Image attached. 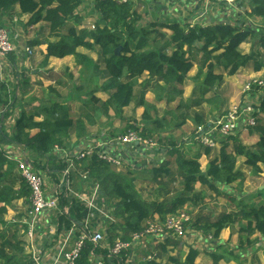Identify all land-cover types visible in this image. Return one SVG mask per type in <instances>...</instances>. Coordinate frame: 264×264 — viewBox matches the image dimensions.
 <instances>
[{
  "label": "trees",
  "instance_id": "trees-1",
  "mask_svg": "<svg viewBox=\"0 0 264 264\" xmlns=\"http://www.w3.org/2000/svg\"><path fill=\"white\" fill-rule=\"evenodd\" d=\"M250 3L245 16L264 20V0H250ZM81 6L82 0H0V28L8 21H12L18 8L19 15L29 17L27 27L45 23L49 37L57 40L47 44L43 65L50 58L62 59L71 56L82 71L88 73L93 84L94 80L101 76L99 65L80 54L77 50L81 48L97 52L106 76L105 85L95 87L83 101L84 107H90L88 113L77 119H72L69 107L59 102H51L46 109L41 106L36 112H28L18 105L16 96L11 98L8 96L4 84L0 82V109L4 110L0 114V264H24L19 232L26 230L27 227L22 224L18 230L16 225L12 232L10 230L12 225L8 229L5 227L4 216L7 208L18 200H23L27 205L30 196L24 181L13 175L15 163L7 160L2 147L15 145L22 148L28 154L26 159L32 162L39 174L48 170L60 173L66 165L57 158L54 149L57 147L65 150L72 133H75L77 140L86 137L87 123L92 124L89 114L91 111L97 115L109 116L108 120L112 117L123 119V109L136 100L137 105L144 108L141 120L150 128L148 130L143 127L142 136L146 138L151 136V133L163 129V119L152 118L148 113L149 110L155 109L144 100V89L147 86L144 82L138 83L143 75L155 82L154 88L152 87L150 91L155 95V103L166 101V104H169L182 95L179 87L184 84L194 65L197 71L191 80L198 86L194 90H197L200 96L212 93L214 98L224 76L233 77L249 67L254 72L264 70L263 31H256L242 23H216L205 28L177 23L145 27L143 17L134 11L132 3L95 0L94 11L100 15V21L93 30H87L76 27L81 24L78 15ZM71 20L73 23H70ZM162 30H168L170 35L166 38V33H161ZM152 35L166 38V41L160 45ZM244 44L252 45L250 54H242L239 51L240 46ZM29 45L36 46L33 42H28ZM119 47L121 51L116 56L114 51ZM257 47L262 50L261 54L257 52ZM168 50L170 53H167ZM198 53L200 57L197 58ZM26 83L24 79L23 84ZM136 86L141 87L138 95L134 92ZM55 91L54 88H50L51 93ZM93 91L105 92L107 100L102 102L96 99ZM206 101L209 102L210 99L204 102ZM257 109L259 115H264V98ZM16 111L18 117L14 121L11 135L6 134L4 122ZM40 116L42 120L35 122V118ZM194 120L197 127L207 126L198 115H195ZM131 124L127 125L123 133L127 129H134ZM32 131L35 133L32 134ZM248 133L258 137V142L253 146L256 153L251 148L243 146L237 137H228L218 142V153L213 159H210L212 149L195 144L196 153L190 157L169 139L170 147L165 148L166 155L173 158L175 173L182 177L185 186L184 196L177 198L170 205L144 201L136 191L134 185L136 177H132L133 181L124 179L115 173L109 164L99 160L96 153L76 161L74 170L86 174L88 178L86 182L89 185H98L100 201L105 203L106 207L109 205L114 208L112 217L115 221L118 219L119 223L118 225L107 223L106 239L111 243L115 238H119V241H129L133 234L143 229L147 221L154 219L163 221L182 207L191 203L195 206L194 197H187L186 194L194 192L196 183L215 191L216 194L218 190L214 184L229 186L239 179L243 180L242 172L236 169L237 159L243 158V165L249 167L252 174L259 173L258 164L264 165V124L258 120L256 126L250 128ZM202 156L208 158L205 171H201L198 162ZM48 164L50 167L47 168ZM169 166L170 161L165 159L159 164V169L151 171L154 186L161 188L158 185L160 182H164L166 186L167 182L163 181V178L168 179V176L173 175L169 171ZM69 181L71 183L72 176H69ZM59 192V227L66 229L72 224L80 231V225L87 215L86 209L64 188H59ZM235 207L237 213H222L215 220L194 227L203 233L213 231L214 238H217L222 230L235 224L236 219L240 218L245 222L240 228L242 232L249 235L256 233L264 238V205L254 208L241 202L236 203ZM95 223L96 220L91 221L92 226H95ZM94 251V246L87 242L80 253L78 264H88V256ZM196 256V252L190 251L183 264H193ZM171 260L175 264H180ZM124 261V258L115 259L108 261L107 264H124Z\"/></svg>",
  "mask_w": 264,
  "mask_h": 264
},
{
  "label": "crops",
  "instance_id": "crops-1",
  "mask_svg": "<svg viewBox=\"0 0 264 264\" xmlns=\"http://www.w3.org/2000/svg\"><path fill=\"white\" fill-rule=\"evenodd\" d=\"M94 1L95 0H82V6L78 10V15H79V19L81 20V24L80 26H76L77 28L93 30L94 29L93 27L99 24V22H96V20L100 21V15L94 11ZM117 1L120 2L121 0H117ZM123 1L132 3L134 11H136L139 15L143 17V20L145 22V27H148L153 24L169 25L172 23H177L179 25H189L190 27L198 25L200 27L205 28L216 23H228V24L242 23L246 27L254 29L252 26L251 19L254 18L258 21L261 19L255 17L247 18L245 16V12L250 8L249 7V5L251 4L250 0H238L236 4H234L231 7H227L225 5H218L215 3H209L208 5H205L202 0H123ZM213 8L214 10H212ZM15 11L16 14L15 17L12 19V21H8V23L2 26L3 29L6 28L5 30H8V33L10 35H13V39L11 40V43L14 46V49L16 48V50H18V52L15 51L13 52V54L9 55L8 56L9 59L13 57L14 59L21 62L22 57L20 56V53L25 48L29 47L28 45L25 46L24 48L22 46H24L28 42H33L36 45L35 50L38 49L39 52L38 56L36 54V58L32 59L31 62L35 60L34 62L36 63L37 69L40 72L41 76L47 75L48 71L50 70H53L54 73L58 72L59 66L65 65L67 61L73 59V57L71 56L64 57L62 59L50 58L47 61V63L43 65L42 63L43 58L47 53V44L49 43L50 40H54V38L49 37L48 31L46 32L45 25L43 24H42V28L45 29V33H46L45 36L43 34L42 35L36 34L37 32H35L34 29L39 28L41 23L35 26L27 27L26 23L29 17L27 15H19L18 8H16ZM87 14L93 16L92 24H89V19L87 18ZM19 22L22 23L24 28H22L19 25ZM70 23H73V20ZM88 26H90V28ZM30 30H34V31H30ZM161 33H166V38L170 35V32L168 30H162ZM33 34L34 36L32 37L31 35ZM154 37L155 40H157V43L160 45H162L166 41L165 40L166 38L162 39L159 38L157 35H152V38ZM77 51L80 54L84 55L83 51H79V50ZM92 53H94L95 55L90 54L91 60H93L95 64L97 63L99 65V71L101 73V76H103V78L106 79L103 65L101 64V61L98 58L97 52L95 51ZM7 58H5L4 61H6ZM194 68L197 71L196 66H194ZM192 70L190 71L191 72L190 76L188 75L189 76L188 80L190 82L192 81L191 78L194 77L196 73L195 72L193 75L194 71ZM31 72L33 73V75H35L36 69H33ZM236 76L239 77L240 79H243L244 83L246 82L247 84L251 81L263 79L264 70H261L259 72H254L252 68L251 70L243 69ZM142 82H144L147 86L146 89H144L146 96L147 93H151L150 91L154 88L155 82L152 79H148V77H145V79H143L142 81H140V79L138 80L139 84ZM197 87L198 86H195L194 83L192 89H195ZM103 93L106 95L105 99H102L101 97H97V96L95 98L104 102L105 100H107L108 96L105 92ZM145 96H144V100L147 102ZM31 99L34 100L33 97H31ZM51 102L52 101H49L48 103L47 102L42 103V99H41V102H39L37 108H32L31 110L29 111L27 110V111L36 112L41 108V106L42 108L46 109ZM134 108H136L137 111L136 116H142L140 114H143L144 108L137 105L135 101L132 102L128 107L123 109V117L125 118L126 113L130 114ZM140 109H143V111H140L139 113L138 110ZM71 111L72 110L69 108V113H71ZM85 114L79 116L77 115L78 117L76 116L75 118H72L71 116L70 117L72 119H77L80 117L83 118ZM8 120L9 122L7 124H4V128L7 125L9 126V124H11V126H9V128L6 127L4 131L6 134L11 135L10 131H12L11 129L13 128L15 119L13 118ZM41 120H42L41 116L35 118V122H40ZM256 120L257 122L259 120L261 124H264V115H259ZM130 121L139 122L138 124L145 127L144 123L140 119L139 121L135 119L129 121L126 120L125 122L126 126L127 124L129 125ZM248 130H244L243 127L238 126L237 128H235L234 132L230 137L238 136L241 139L250 141V145L248 146L243 144L242 145L247 148H251L252 151H255L256 153L257 151L253 148V146H255L256 143L258 142V137L255 134H249ZM87 132L88 133L86 137L81 140H77V138L75 137V133H72L70 135L69 150L67 151L70 152L71 155L77 152H81L85 149H88L89 147L93 148L96 145V143H98L99 140L102 143L108 142V144H110V151L114 156L116 157L118 156L120 158H123L124 161L127 160L133 163H135L136 160H139L150 166L149 169L148 168L141 169V171L146 169L142 174H148L150 176H151V171H153L154 169H159V164L163 163L164 160L168 158L166 155L167 150L165 148L158 150L148 149L146 155L148 157L144 158L145 156L144 155L141 156L139 152H144V150L147 149L144 148L142 149V147H133V146L124 148L117 145V141H114L116 138L111 139L109 137H105V138L103 137L98 140L95 138L96 135L90 134L89 130ZM31 133L34 134L35 131H32ZM4 148L6 155H9L15 160H18L21 157L28 158V154L18 146L5 145ZM195 150L196 147H194L193 153L190 151V149H188V154H186L185 152L184 153L190 156L189 155L190 152L191 154L190 157H192L196 153ZM157 151H160V153L155 154V152ZM217 153L218 150L216 153L212 152L210 159H213L215 156H217ZM203 159L204 162H202L203 165L201 166L200 161H202ZM237 161L238 163L239 162L242 163V165L240 166L241 168L238 170L242 172L243 174L242 178L244 179V177L247 174L252 176L250 181H247L244 184L242 191L238 190V186L236 185L238 184V182H235L229 186H219L218 191L215 195H212L207 191H205L204 193V189L201 190V194L196 193V196L198 197L203 195L210 198H214L215 196L216 197L226 196L229 201L228 210L226 208L227 206L225 202L218 203V201L213 200V202L209 204L206 203L204 210L205 212L204 215H206V217L204 218V220H206L207 222H211L215 220L222 213L223 214L231 213V212L237 213L235 207L236 203L242 202L254 208H258L259 206L264 205V190H260L261 186L264 185V165L258 164L260 172L257 174H252L251 169L243 165L244 162L243 158H239L237 159ZM62 162L64 163V161ZM198 162L200 164L201 171H205L208 163V158L202 156ZM172 163L174 162L170 161V164ZM48 167H50L49 164L47 165V168ZM138 167L139 166L135 164L134 168H138ZM202 168H204V170ZM137 170L138 169H136L133 172L137 173ZM173 170H176L175 165L169 166V171L171 174L176 172V171L172 172ZM75 171L76 170L74 169L72 171L73 173L71 175L72 181H71L70 189L73 192L82 195L83 197H88L90 193L89 191L90 185L86 181H83L81 179L82 173H78L77 171L75 173ZM40 174L44 181L45 195L51 196L55 192V190L58 189V184L60 182V178H59L60 173H58L57 171L48 170V172H40ZM13 175L16 176L18 180L21 179L16 167H14ZM135 177H136L135 184L139 183L141 186L150 184L145 179L139 178V176L135 175ZM151 183L153 184V181ZM136 191L141 196V192H139L137 189ZM235 191L238 194H236ZM182 196H184V192L180 197ZM175 198L177 199V197ZM153 200L158 201V199H153ZM28 204L26 205L23 200H18L13 204V206L7 208V212L4 216V222L6 223L5 227L7 229L10 227V225H12L10 230L13 232L16 229V225L18 230H20L22 224L25 225L24 223L26 220ZM100 205H104V207L106 208L105 203L101 202ZM217 205H220V207L222 208L225 207L226 209L224 211L220 210L218 211V213H214ZM192 209L193 208H190V210ZM207 211L209 212L208 215H207ZM95 220H96L95 224L100 223L99 219L96 218ZM201 221H199V224ZM239 222H241V224H239ZM118 223L119 221L118 219H116L114 224L118 225ZM100 224H101V231L104 240L100 248H98V250L94 254L88 256L87 259L88 264L105 263V258L107 256L108 250L112 247L115 241L119 240V238H115L112 243L109 242L106 239L108 224L102 221ZM244 224H245L244 220L238 218L236 219L235 224L230 225L228 228L222 230L218 235V237L214 238L213 231H210L208 233H203L200 229H197L198 226H202V225H198L195 228L194 225H196V223L194 220L192 221V223H190V225L186 227L183 235L180 238H172L168 235H164L162 237H155V238L148 237L143 241L137 243L136 245H134L131 253L126 258H124L125 259L124 264H160L161 260L164 259V257H167L168 264H175L171 259L178 261L180 264L181 263L183 264L190 251H194L197 253V256L194 259L193 264H264L263 237H259L258 234L256 233L249 235V233H244L242 231L240 232L236 231V234H232L234 225L239 227L240 225L243 226ZM26 232H27V228L26 230L23 231L20 230L19 232V236L21 237L22 248H23L22 256L25 258L23 260L24 264H35L32 260V254L39 256L40 258L38 262L39 264H62V260L60 256L61 254L60 248L63 240L65 239L66 236H68V233H70V241L65 248V252H67L73 247V244L76 242L79 235V230L77 229V227H73L72 224L66 229H61L59 227V215L58 212L56 211H43L40 214L39 218L36 221L35 234L32 241L28 240V238L26 237ZM120 234L121 233H119V235ZM252 242H254V244H252ZM206 244L209 247H207ZM177 252H179V254L176 257L174 256L175 258H173L172 255L176 254ZM213 255H215V257H213ZM148 258H151V260H148ZM181 258H183L182 261Z\"/></svg>",
  "mask_w": 264,
  "mask_h": 264
},
{
  "label": "rangeland",
  "instance_id": "rangeland-1",
  "mask_svg": "<svg viewBox=\"0 0 264 264\" xmlns=\"http://www.w3.org/2000/svg\"><path fill=\"white\" fill-rule=\"evenodd\" d=\"M212 10H214V8ZM87 18L89 19V24H92L93 16L87 14ZM251 20L254 30L263 31L264 34V20L260 19L258 21L254 18H252ZM70 22H72V20ZM96 22H99V20H96ZM42 24L45 25L47 32L48 27L45 23H41L39 28H36L34 30L35 32H37L36 34L38 35L43 34L45 36L46 33H45V29L42 28ZM19 25L22 28H24L21 22H19ZM88 27L90 28V26ZM34 30H30V31H34ZM31 36L33 37L34 34ZM10 39L11 40L13 39V35H10ZM56 41L57 40L54 38V40H50L49 43L50 42L54 43ZM27 45L28 43H26L22 47L24 48ZM251 46L252 45L250 44L241 45L239 51L242 54H250ZM29 47L31 49L32 55L31 56L24 55V58H22L21 62L14 59L13 57L12 59H9L8 57L3 64H0V82L4 84L8 96L10 98L16 96L18 99V105L28 111L31 110L32 108H37L39 102H41L42 99V103H46V102L48 103L49 101H52L55 103L59 102L62 105L68 106L72 110L70 113V116L72 118H75L77 115L79 116L88 113L89 111L88 108L90 107H84L83 101L86 100L88 93L94 90L95 87H101L105 85L106 79H104L103 76H99V78L96 79V81L94 80L92 84L88 73L83 72L81 67L75 63L74 59L67 61L63 66H59L58 72L54 73L53 70H50L48 71L47 75L41 76L40 72L37 69L36 63L34 62L35 60L31 62L32 59L36 58V54L38 56L39 54L38 49L35 50L36 46L33 45H29ZM78 50L83 51L84 55H86L89 59H91L90 54H94L84 49H78ZM15 51L18 52L16 48ZM257 52H260L261 54L262 50L259 47H257ZM167 53H170V50L167 51ZM198 54H197V58L200 57V54L199 55ZM33 69H36L35 75H33V73L31 72ZM246 69L251 70L250 67ZM192 71H194L193 72L194 75V73L196 72L194 67ZM216 72H219V70H216ZM190 73L188 74L189 76ZM145 77L147 76L143 75L140 78V81L145 79ZM188 78L186 79V82L179 87V89L182 90V95L176 97L172 103L166 104V101H163L162 103H158V102L154 103L155 95L153 93L152 94L154 96L151 93H147L145 96V98L147 99V103L149 104L154 103L151 105L154 107L155 110H149L148 111L149 115L152 118L155 117L158 120L163 119L164 121L162 130L155 133H151V136L147 137L156 140L157 142L156 150L167 148L170 144L168 140L172 139V141L176 144V146L179 149H181L183 152L188 154V149H190V151L193 153L194 151L193 145L194 146L195 144L198 146L200 145L194 139V130L197 127L195 125V120H194L195 115H198L203 123L208 124L214 121L216 118L221 117L223 114H225L233 105L239 102H244V100H242V97L244 95L242 94V89L246 84V82L244 83V80L240 79L236 75L233 77L224 76L222 85L215 91L216 92L215 98H214V94L212 93H209L206 96L198 95L197 90L192 89L194 86V82L193 81L190 82ZM24 79L27 81L26 84H23ZM16 87H18V89H15ZM50 88H54L56 90L55 93H51ZM140 88L141 87L139 86L135 87L134 92L136 95H138ZM15 90H17L16 93ZM93 96L101 97L102 99H105L106 97V95L102 91H93ZM31 97H33L34 100L31 99ZM206 99H210V101L204 102ZM135 101L136 100H134V102ZM250 102L252 103V101ZM189 106H192V108H190ZM3 111H4L3 109H0V114ZM140 111H143V109L138 110L139 113ZM136 113H137L136 108H134L130 114L126 113V116L125 118L123 117V119H116L112 117L111 119L109 118L108 120L109 116L97 115L91 111L89 112V114L91 115L92 124L87 123L88 130L90 134L96 135L95 138L98 140L103 137L104 138L109 137L111 139H114L120 134L122 135L124 129L127 127L125 124L126 120L128 121L133 119L137 121H139V119L141 120L140 117L142 116H136L137 115ZM17 117H18V113L16 112L9 119L14 118L16 120ZM94 117L97 118L94 119ZM8 122L9 120L5 121L4 124H7ZM133 122L139 123L136 121ZM133 122L130 121L129 125L130 123L134 124ZM9 126H11V124H9ZM9 126L7 125L5 126V128L6 127L9 128ZM148 126L145 125V127L149 130L150 128ZM235 137L239 138L238 136ZM239 142L246 146L250 145V141L241 138H239ZM218 149H219V145L216 148H213L212 150L214 153H216ZM67 150H69V144L65 148V151ZM229 150L231 149L229 148ZM147 152L148 149L144 150V152H139V154H141V156L144 155L145 156L144 158H147L148 157L146 156ZM159 153L160 151L155 152V154H159ZM189 155L191 156L190 152ZM166 160L172 162L173 158L168 157L166 158ZM202 162H204V159L200 161L201 166L203 165ZM135 164L139 167L134 168ZM173 165H175V162L170 164V166ZM241 165L242 163L240 162L238 163L237 161L236 169L239 170L241 168L240 167ZM149 167L150 166L139 160H136L135 163L125 160L122 162L120 167H112V169L115 173H117L118 175H120L121 177H123L128 181L130 180L133 181L132 177H135L136 175L139 176V178L145 179L148 183H150L149 185H144V186H141L139 183L134 184L135 188L139 192H141V198L144 201L150 202V201H154L153 199H158V201L155 202L170 205L175 201L176 199L175 197L178 198L183 194V192L185 193V186L183 179L177 173H173L172 176H168V179L163 178V181L167 182L166 186L164 185V182L158 183L159 187L161 188H158V186H154L151 182H149V181H153L154 178H152V176L148 174H142L146 169L141 171L142 168L149 169ZM204 168L202 169L204 170ZM136 169H138L137 173L133 172ZM175 171L176 170H173L172 172ZM132 173L134 176H132ZM251 177L252 176L247 174L244 177L243 181L241 179L236 181L238 182V184L236 185L238 186L239 191H242L244 184L247 181H250ZM214 186L216 190H218L219 186H225V185L214 184ZM203 189H204V193L205 191H207L208 193L215 195V191H210L209 189H207V187L201 186L199 183H196L194 186V192L191 194L190 193L186 194L187 197H192V198L194 197L193 202L195 206L193 205V203H191V205L182 207L177 210L179 211L186 209L187 210L186 212L189 214L191 218V223L192 221L195 220L197 226L207 223V221L204 220V218L206 217V215H204L206 203L209 204L213 202V200L218 201V203L225 202L227 206L226 207L227 210L229 205V201L226 196L225 197L215 196L214 198H210L205 195L199 197L196 196V193L201 194V190ZM235 193L238 194L236 191ZM220 205L216 206V210L214 211V213H218V211L220 210L224 211L226 209L225 207L223 208L220 207ZM190 208L193 209L190 210ZM208 214L209 212L207 211V215ZM199 221H201L200 224ZM239 224H241V222H239ZM240 226L238 227L234 225L232 234H236V231L240 232L241 231ZM207 247L209 246L207 245ZM178 254L179 252L172 255V257L175 258ZM182 259L183 258H181V261ZM160 264H168L167 257H164V259L161 260Z\"/></svg>",
  "mask_w": 264,
  "mask_h": 264
},
{
  "label": "built area",
  "instance_id": "built-area-1",
  "mask_svg": "<svg viewBox=\"0 0 264 264\" xmlns=\"http://www.w3.org/2000/svg\"><path fill=\"white\" fill-rule=\"evenodd\" d=\"M205 5L209 3H215L218 5H225L231 7L238 0H202ZM120 2L125 3L121 0ZM15 52L14 46L11 43L10 34L3 28H0V64L4 63L5 58ZM23 52V54H22ZM20 53V56H31L32 52L29 48H25ZM242 100L233 105L225 114L221 117L216 118L214 121L209 123V126H198L194 130L195 141L203 147L213 149L219 145L220 140H224L232 135L235 128L238 126L243 127L244 130H248L256 126V119L258 118L257 106L260 101L264 98V78L261 80L251 81L244 85L242 89ZM252 101V103L250 102ZM134 129H127L122 135L116 137L114 141H117V145L121 147H142L149 150L157 149V142L151 138H145L142 136L143 126L134 123L131 124ZM113 141V142H114ZM5 153V148H1ZM54 153L57 154L59 159L64 161L66 167L60 172V182L58 189L51 196H46L44 192V181L42 176L37 172L32 162L26 157H21L18 160L13 159L9 155H6L7 160L15 163V167L19 173L21 180L26 184L30 196L29 205L27 206L25 225L27 226L26 237L29 241L33 240L36 228V221L43 211H56L59 213V188H64L68 194L76 198L87 211V215L84 222L81 223L78 238L73 244V247L65 252V248L70 241V233L65 237L61 244L60 256L62 264H78L80 253L87 242L91 243L95 251L91 252L90 255L94 254L103 243L104 237L101 231V221L107 223H115L112 217L113 207H104L100 205L101 201L99 198V186L91 184L89 188L88 197L73 192L70 189L71 183L69 176L74 169L75 162L81 161L85 158L92 156L96 153L99 160L109 164L111 167H120L123 158L114 156L110 151V144L102 143L100 140L92 148L89 147L81 152H77L73 155L70 152L61 150L57 147L54 149ZM81 179L87 181V175L82 174ZM107 206V205H106ZM187 210H179L174 214L168 215L163 221L154 219L147 221L140 232L133 234L129 241H115L112 247L108 250L105 258V263L115 259L126 258L133 250L134 245L143 241L148 237H162L168 235L172 238H180L186 227L191 223V218L186 212ZM99 219L100 223L92 226L91 221ZM73 227H76L73 225ZM39 256L32 254V260L35 264H39ZM151 260V258H148Z\"/></svg>",
  "mask_w": 264,
  "mask_h": 264
},
{
  "label": "water",
  "instance_id": "water-1",
  "mask_svg": "<svg viewBox=\"0 0 264 264\" xmlns=\"http://www.w3.org/2000/svg\"><path fill=\"white\" fill-rule=\"evenodd\" d=\"M120 51H121L120 47L115 49V51H114L115 55L118 56L120 54ZM207 126H209V123L207 124ZM260 190H264V185L261 186Z\"/></svg>",
  "mask_w": 264,
  "mask_h": 264
}]
</instances>
